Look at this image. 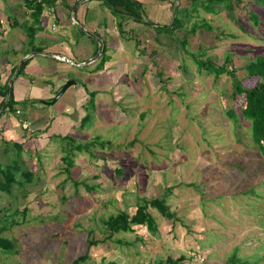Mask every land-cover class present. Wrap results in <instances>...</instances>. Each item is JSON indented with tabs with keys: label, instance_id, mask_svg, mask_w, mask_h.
Masks as SVG:
<instances>
[{
	"label": "rangeland",
	"instance_id": "374dc122",
	"mask_svg": "<svg viewBox=\"0 0 264 264\" xmlns=\"http://www.w3.org/2000/svg\"><path fill=\"white\" fill-rule=\"evenodd\" d=\"M82 1L90 2L88 21L96 20L99 26L107 21L112 30L108 32L112 61L102 71L83 63L78 67L81 57L73 58V63L56 61V66L47 62L43 77H29L44 88V99L53 100L67 81L78 87H70L53 104L19 102L20 114L7 110L0 118V127L24 118L15 129H21L22 136L13 139L22 142L26 167L37 175L25 196L17 185V199L0 189V217L8 214L16 221L2 235L15 239L18 250L13 255L0 250V264H72L85 254L90 256L86 264H156L168 257H185L181 264H226L235 251L246 264H264V156L252 140L250 122L237 124L227 113L234 108L240 114L244 107V99L233 96L234 80L228 72L216 77L202 67L210 61L236 71L240 80L246 77L245 65L264 54V6L258 0H243L232 17L221 7L202 8L191 0H139L144 20L153 27L126 19L122 32L121 18L107 0H99L97 6L92 0ZM23 3L0 0V29L14 32L12 24L17 21L25 28L18 29L20 33L30 39L27 26L32 21L19 15L28 11ZM175 17L184 28L178 24L173 30L154 28L170 26ZM68 19L76 43L89 37L88 25L71 12ZM53 25L52 17L46 28L58 35ZM56 26L61 31L63 21ZM189 32L188 43L182 46ZM100 35L104 34L91 40L101 41ZM13 54L3 45L0 62ZM49 70L60 76L48 77ZM5 72L0 67V82L11 76L10 68ZM47 78L54 86L44 83ZM62 78L66 82L54 88ZM256 84V78L245 82L250 88ZM90 92L97 93L94 116L81 129ZM62 115L67 118L58 122ZM7 127L0 128L3 165L11 162L4 153L13 148L4 137ZM66 135L77 143H98L75 152L71 177L62 159L60 137ZM75 182L82 184L77 187ZM138 197L166 198L173 219L149 207L154 232L134 225L132 231L121 230L107 239L111 232L105 222L120 212L133 217ZM91 241L102 242L94 246Z\"/></svg>",
	"mask_w": 264,
	"mask_h": 264
},
{
	"label": "trees",
	"instance_id": "16d2710c",
	"mask_svg": "<svg viewBox=\"0 0 264 264\" xmlns=\"http://www.w3.org/2000/svg\"><path fill=\"white\" fill-rule=\"evenodd\" d=\"M24 4L27 6L29 10H32L31 16L34 19V23L32 25L27 26L28 36L30 37V53L32 52H43L44 49L37 47L35 44L36 41V33L39 28H42L41 18L44 12V4L52 6L55 1L51 0H42V3H37L33 0H23ZM243 0H191L192 5H199L202 8H215L221 7L224 10H227L232 17H234V12L237 4H241ZM264 6V0H258ZM107 2L111 5V8L117 15L120 17L119 29L123 32V22L126 19H132L134 22L138 24L148 23L150 27H153V23L145 21V13L143 11V4L136 0H107ZM219 9V10H222ZM178 11V10H177ZM196 11V10H195ZM253 18L258 19L256 14H252ZM144 21V22H143ZM180 22V24H179ZM184 22V21H183ZM178 24L179 28H184V23L175 17L173 20V24L170 26L166 25L165 27L154 26L155 29H170L173 30ZM146 25V24H145ZM195 27V26H194ZM192 28L190 32H196L197 29ZM188 33L183 37V40L180 42L182 46H186L188 43L189 34ZM161 34V33H160ZM107 49H105L102 57V61L98 67L99 70H103L106 62L110 60V57L107 56ZM230 61V60H228ZM29 61H23L22 66L16 76V78L25 74V69ZM215 66V67H214ZM19 65L15 66L12 70L11 76L8 81L4 85H0V96L4 98L3 102L0 104V109L4 105L7 99L8 93V85L9 81L13 77L14 73L18 69ZM202 67L209 70L210 72H215L217 74L216 77L221 76L222 74L228 72L229 76L234 80V97L244 99V107L240 109V114H237L234 108L227 111L229 116H232L235 120V123L239 124L243 120L249 121L251 124V134L252 140L255 145L258 147L260 154L264 156V54L259 55L255 60L248 62L245 65V70L247 71V76L238 79L236 71L230 70L227 66L223 65L222 67H216V65L212 64L210 61H204L202 63ZM162 74V73H160ZM256 78L257 84L253 88L249 86H245V82L248 79ZM247 84V83H246ZM91 99L89 100L86 109L89 113L83 118L81 122V129H83L89 122L92 121L95 111V96L96 92H90ZM25 102H31V100H26ZM19 104L15 100L13 86L11 87V94L8 100V103L0 114V118L5 114L7 110L10 112H17L16 106ZM60 141L62 145L63 151V161L66 163V172L71 177L72 168L75 164V152H83L84 150H89L91 147H95L98 145L95 141L92 143L82 144L77 143V139L72 135H66L65 137H60ZM99 138H96L98 140ZM98 142V141H97ZM12 149L6 150L4 153L8 155L11 159V162L7 165L0 164V176L3 178V181L0 182V189L7 193L8 196H12L11 198H15L14 195V186H18V192L21 190H25L24 196L26 195V187L32 184L36 179V173L30 171L25 164L24 159V146L22 143L12 142ZM134 142L132 143V145ZM101 147H105L104 143L101 144ZM74 184L79 187L82 183L75 182ZM83 186L87 189V185L83 183ZM166 195V194H165ZM13 198V199H14ZM17 199V197L15 198ZM166 198H155L151 200H147L145 198H139L137 202V213L131 217L128 213L120 212L116 216H110L109 219L105 222V225L109 227V231L111 234L108 235V238H112L113 234L118 231L129 232L132 231V226H146L150 231L154 232L156 230V222L153 219L152 215L148 212L149 207L156 208L163 217L167 219H173V214L170 213L168 206L166 205ZM12 204V203H11ZM9 210V209H8ZM26 209L24 210V215L26 214ZM16 212H18L16 210ZM3 213L0 209V215ZM8 215V214H7ZM5 215L4 218L0 217V250L4 251L7 254L13 255L18 254L17 244L15 239H10L2 235L6 230H9L11 226L16 224L15 219H10ZM12 216V215H11ZM102 242V241H101ZM100 241H91V245H98L101 243ZM104 242V241H103ZM120 242V240L118 241ZM90 259L88 254L81 255L72 264H86ZM185 260V257H180L179 259H173L172 257H168L166 261H158L156 264H181L182 261ZM226 264H246V261H243L235 251L227 260Z\"/></svg>",
	"mask_w": 264,
	"mask_h": 264
},
{
	"label": "crops",
	"instance_id": "0c3cea01",
	"mask_svg": "<svg viewBox=\"0 0 264 264\" xmlns=\"http://www.w3.org/2000/svg\"><path fill=\"white\" fill-rule=\"evenodd\" d=\"M51 1H53V0H51ZM54 1H55V3L52 6L44 4L45 9L43 12V16L41 18L42 28H39L38 32L36 33L37 43H40L41 45L46 46V47H40V48L44 49L43 52H32V53H30V45H29L30 39H27L26 38L27 36L24 37L20 33V30H18V29L25 30V28L24 27L20 28L19 27L20 24L17 21L12 24L13 26H15L14 28H16V31H14V32L9 33L7 31V29H3V30H2V28L0 29V43H1L0 47L7 44L9 46V49L10 48L13 49V53H14L10 57L3 56L4 58H3L2 62H0L1 71L5 72L7 68H10L11 72H12V70L15 66H17V65L20 66L23 61H26V60L29 61V64L27 65V68L25 69L26 77H18V78L15 77L14 78L15 81L12 83L14 95H15V100L17 102H23L26 100L33 99V101L37 102L39 100L40 103H42L41 100H49L50 99V98L44 99L43 97H44L45 92H41L42 90L45 91L44 88L40 87V86H36V84H34L33 80L31 81L29 79V77H35V76L43 77L44 73H45V72H43V66L46 65L47 62H49L51 65L55 64V66H56V63H55L56 61H61L63 63H67V61L60 59L59 56H63L65 58L70 59L71 63H73L72 62L73 58L78 57L77 59H79L81 57L83 59H80L81 61H78V65H77L78 67H80V63H83L82 64L83 66H87L88 68H94V69L97 68V70H99L98 67L102 61L99 59L103 55L105 49H107L109 47L108 32L111 33L112 30L107 26V21L105 22V25H103V23H101L100 26L96 20L88 21V15L86 12H87V9L89 11V7L87 6V4L90 2L82 1V0H54ZM136 1H139V0H136ZM91 4L93 6L94 5L97 6L100 4V1L99 0H92ZM76 6H77V8H75ZM20 8L21 7H19V9ZM27 10L28 11H22L21 10L19 15H20V17H21V14L25 15L26 20L32 21V23L30 24V25H32L34 22L33 19H31L32 10H31V12L29 11L28 8H27ZM70 12L73 13L74 17H78L80 23H82V24L84 23V24L88 25V28L91 29V31L86 34L89 37H87V39H84V41H82L81 43H79V41H78V43H76L74 41V38L72 37V31L70 30L71 25H70V21L68 19V14H70ZM109 14H111V13L108 12L107 16ZM52 17L55 18L56 25H58V26L61 25V22L63 21V28L61 31L58 30V27L56 25H53V32L54 33L58 32V35L49 34L47 31L46 26L48 24V21L50 19H52ZM108 19H109V17H108ZM99 33L104 34V35H100L103 37L102 40H104V42L101 40L102 41L101 47H100V43H101L100 40L97 42H93V40H91V39H94L93 36L97 37V35H99ZM15 36H18V38L20 37V39H17ZM83 38H85V37H83ZM81 40H83V39H81ZM94 44H96V48H93ZM77 46H78V48H76ZM37 47H39V46H37ZM108 50H109V48L107 49L106 54H107V56L110 57V55L108 54ZM3 53H5V52H3ZM6 53H8V51H6ZM45 53H52L54 56H48ZM96 53H100V56L97 58V60L88 64L89 61L93 60V57L96 55ZM44 57L50 58V59H47L46 62H43L42 60L44 59ZM50 60H54V63H53V61H50ZM109 61H112V57H110ZM110 63L106 62L103 70L106 68V65L110 64ZM52 69H55V68H52ZM88 70H90V69H88ZM50 71L51 70H49L50 74L47 75L48 77L49 76L50 77L55 76L58 78L60 76V74H59V72H57V70H53L51 72ZM100 71H102V70H100ZM9 78H10V75L7 76L5 81H1L0 85H4L8 81ZM47 79L49 80V78H47ZM54 79H56V78H54ZM52 81H53V79H52ZM52 81L49 80L48 82H44V83L46 85H48V87H49V86H51L49 83H52ZM59 81H61V82H59ZM59 81H58L59 83L54 88H57L58 86L60 87V86H62L63 83L66 82L63 80V78L60 79ZM52 86H54V85H52ZM76 86H73V88L75 89L78 87V86L77 87ZM8 87H9V85H8ZM69 90H71V89H69ZM46 91H48V90H46ZM52 91H54V90L51 89V92ZM34 93H39L41 95H38V94L35 95ZM73 94L75 95V93H73ZM73 94L70 95V97H71L70 99H74ZM27 95H31L29 99L27 98ZM32 97H34V98H32ZM2 98L3 97L0 96V99H2ZM20 113L21 112L19 110L16 112V114H20ZM64 115H62L61 117L58 116V118L60 117L58 119V122H61L64 118H67ZM23 120H24V118H22V117L21 118L19 117L18 119L14 118L11 120V123L5 121L6 125L0 127V128L5 129V127L8 126L5 130V132H7V133L5 134V132H4V134H5L4 137L8 141H11V143H12V141L22 143L18 139H13V138L15 135H17L18 138L20 136H22L20 134L21 129L20 130H15V129H16V125L17 124L21 125L20 122L22 123ZM9 126H10V128H9ZM13 128H14V130H13Z\"/></svg>",
	"mask_w": 264,
	"mask_h": 264
},
{
	"label": "water",
	"instance_id": "95a60500",
	"mask_svg": "<svg viewBox=\"0 0 264 264\" xmlns=\"http://www.w3.org/2000/svg\"><path fill=\"white\" fill-rule=\"evenodd\" d=\"M44 54V53H43ZM46 55L48 56H54L52 53H45ZM100 56V53L98 55H96V57L93 58V60L89 61V63H92L93 61L97 60V58ZM60 59H63L64 61H67V62H70L71 60L68 59V58H65L63 56H59ZM76 65H78V63H76ZM22 64L18 67V69L16 70L14 76H13V79L9 82V87H8V93H7V99H6V102L4 103V105L2 106V108L0 109V114L3 112V110L5 109L7 103H8V100H9V97H10V94H11V86H12V83H13V80L14 78L17 76L20 68H21ZM78 85L75 81H68L61 89V91L58 93V95L51 101H48V100H44V101H41L43 104H53L55 103L56 101H58L64 94L65 92L72 86H76Z\"/></svg>",
	"mask_w": 264,
	"mask_h": 264
},
{
	"label": "built area",
	"instance_id": "2783aa9c",
	"mask_svg": "<svg viewBox=\"0 0 264 264\" xmlns=\"http://www.w3.org/2000/svg\"><path fill=\"white\" fill-rule=\"evenodd\" d=\"M33 1H35L37 3H42V0H33Z\"/></svg>",
	"mask_w": 264,
	"mask_h": 264
}]
</instances>
